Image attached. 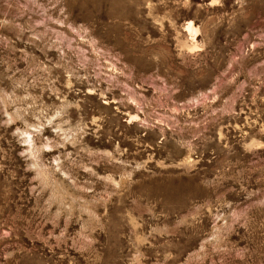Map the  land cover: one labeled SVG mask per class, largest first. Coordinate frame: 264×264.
I'll use <instances>...</instances> for the list:
<instances>
[{
    "label": "rangeland",
    "instance_id": "1",
    "mask_svg": "<svg viewBox=\"0 0 264 264\" xmlns=\"http://www.w3.org/2000/svg\"><path fill=\"white\" fill-rule=\"evenodd\" d=\"M0 264H264V0H0Z\"/></svg>",
    "mask_w": 264,
    "mask_h": 264
}]
</instances>
